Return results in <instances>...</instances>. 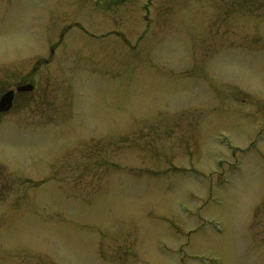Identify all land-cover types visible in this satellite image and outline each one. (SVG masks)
<instances>
[{
	"label": "rangeland",
	"instance_id": "rangeland-1",
	"mask_svg": "<svg viewBox=\"0 0 264 264\" xmlns=\"http://www.w3.org/2000/svg\"><path fill=\"white\" fill-rule=\"evenodd\" d=\"M28 80L0 264H264V0H0Z\"/></svg>",
	"mask_w": 264,
	"mask_h": 264
},
{
	"label": "flooded vegetation",
	"instance_id": "flooded-vegetation-1",
	"mask_svg": "<svg viewBox=\"0 0 264 264\" xmlns=\"http://www.w3.org/2000/svg\"><path fill=\"white\" fill-rule=\"evenodd\" d=\"M93 1H96L97 3H103V2H106L108 0H93ZM37 68L36 67L34 69V72L37 71ZM27 85H32L33 88L31 90H26L24 88H22L21 90H19V88L21 87H25ZM36 89H37V85H35L34 83L30 82L29 80L28 81H22L20 83H18L17 85H15L14 87H11L5 91H2L0 93V100L2 99V97L7 94L8 92H13V101H12V107L10 108V110L8 111H3V110H0V116H5V115H8L12 112V110L14 109L15 105L17 104V100L19 98H23L27 95H32L33 93L36 92Z\"/></svg>",
	"mask_w": 264,
	"mask_h": 264
},
{
	"label": "water",
	"instance_id": "water-1",
	"mask_svg": "<svg viewBox=\"0 0 264 264\" xmlns=\"http://www.w3.org/2000/svg\"><path fill=\"white\" fill-rule=\"evenodd\" d=\"M22 88H24L26 90H31L33 88V86L27 85L25 87L19 88V90H21ZM12 101H13V92H8L0 100V110H3V111L10 110V108L12 107Z\"/></svg>",
	"mask_w": 264,
	"mask_h": 264
}]
</instances>
